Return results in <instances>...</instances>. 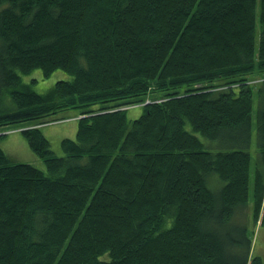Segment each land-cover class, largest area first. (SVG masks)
Returning <instances> with one entry per match:
<instances>
[{
	"label": "trees",
	"instance_id": "1",
	"mask_svg": "<svg viewBox=\"0 0 264 264\" xmlns=\"http://www.w3.org/2000/svg\"><path fill=\"white\" fill-rule=\"evenodd\" d=\"M36 69L70 77L36 91ZM18 122L34 158L0 146V264H264V0H0Z\"/></svg>",
	"mask_w": 264,
	"mask_h": 264
},
{
	"label": "rangeland",
	"instance_id": "2",
	"mask_svg": "<svg viewBox=\"0 0 264 264\" xmlns=\"http://www.w3.org/2000/svg\"><path fill=\"white\" fill-rule=\"evenodd\" d=\"M259 1V0H258ZM40 70H37L32 72L30 75H25L24 81H29L30 78H35L36 83L34 85L35 90L37 91H43L47 89L50 85H52L55 81H57L59 78L63 79H69L70 74H67L65 71L62 69H58L54 72H52L50 75L47 77H42L41 73L39 72ZM256 101H257V94L255 93L254 98H253V104H254V110L256 108ZM3 104L6 106H14L13 103H11V100L8 95H6L3 99ZM132 111L134 109L130 108L129 110V115H132ZM61 113L57 116H60ZM137 115V114H136ZM254 115V113H253ZM255 118V115H254ZM69 119V118H68ZM65 119L67 121L63 122V126L66 125H71L74 126L70 130V134L66 135L69 137H72L74 135V131L76 128V122L74 121V117L71 120ZM71 121V122H68ZM25 123L27 122H18L14 125H5V126H0V146L9 153L10 157L13 158L15 161H30L33 160V152L30 149V147L27 144V141L25 139V136L22 135L21 129L26 128L24 127ZM18 125H23V126H18ZM39 126H44L45 123H40L38 124ZM62 125L61 123L58 125ZM14 127V128H13ZM8 130V131H7ZM69 130V129H68ZM256 127L253 128V133H252V140L250 142V145L248 146L249 152H250V159H251V165H250V178H249V192H250V197H249V203L251 202V194H252V188H253V175H254V169L257 163V152L258 148L256 145ZM54 144V141L52 140V145ZM44 168V165L41 167ZM262 225H259L255 227L254 230V236L253 237V242H252V253L258 254L260 257L263 258L264 261V222L261 223Z\"/></svg>",
	"mask_w": 264,
	"mask_h": 264
},
{
	"label": "crops",
	"instance_id": "3",
	"mask_svg": "<svg viewBox=\"0 0 264 264\" xmlns=\"http://www.w3.org/2000/svg\"><path fill=\"white\" fill-rule=\"evenodd\" d=\"M63 125L57 126V125H49V127L46 125H44L41 129L44 133V135H46L48 137V139H58L61 138L62 136L68 135L70 134V130L74 127L71 125H66L64 127H62ZM69 129V130H68Z\"/></svg>",
	"mask_w": 264,
	"mask_h": 264
},
{
	"label": "bare ground",
	"instance_id": "4",
	"mask_svg": "<svg viewBox=\"0 0 264 264\" xmlns=\"http://www.w3.org/2000/svg\"><path fill=\"white\" fill-rule=\"evenodd\" d=\"M257 87V86H256Z\"/></svg>",
	"mask_w": 264,
	"mask_h": 264
}]
</instances>
